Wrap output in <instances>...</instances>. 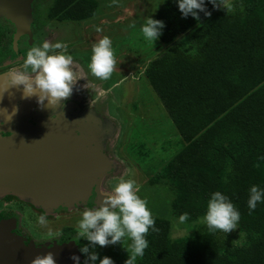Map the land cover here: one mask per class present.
<instances>
[{"label": "trees", "instance_id": "trees-1", "mask_svg": "<svg viewBox=\"0 0 264 264\" xmlns=\"http://www.w3.org/2000/svg\"><path fill=\"white\" fill-rule=\"evenodd\" d=\"M230 2L225 12L219 0L216 7L204 0L196 18L181 16L175 0H163L153 18L164 22L158 39L169 47L144 74L183 141L154 178L174 194L171 214L187 213L184 224L198 223L210 194L220 191L239 210L237 230L230 237L202 223L191 235L172 238L170 220L153 215L155 231L145 235L148 245L136 264H264V199L252 211L246 206L249 187H264V0ZM75 4L77 20L98 7L96 0ZM127 239L101 247L68 236L61 243L88 248L79 264H99L104 256L124 264Z\"/></svg>", "mask_w": 264, "mask_h": 264}, {"label": "rangeland", "instance_id": "rangeland-1", "mask_svg": "<svg viewBox=\"0 0 264 264\" xmlns=\"http://www.w3.org/2000/svg\"><path fill=\"white\" fill-rule=\"evenodd\" d=\"M96 1L98 7L94 15L77 21L74 31L79 37L87 36L88 47L84 56L87 65L90 62L92 46L104 36L110 39L114 68L108 78V84L113 91L118 108V111L112 110V112L121 118L126 132L124 130L120 134L115 132L110 137L111 141L107 143V151H99L105 166L101 178L93 189V197L72 206H55L50 212L61 213L66 221L72 220L79 234L78 220L81 213L86 208L100 207L104 197L118 181L132 179L135 191L146 200L151 216L159 215L170 220L172 238L191 235L197 224L204 223L203 218H200L198 223L196 221L184 224L180 218L174 217L168 206L174 197L173 192L162 182L154 180L159 170L180 151L183 145L172 119L144 74L150 60L169 47L159 39L155 42L144 39L140 31L141 25L149 17H154L163 0ZM98 28L99 31H97ZM114 85L118 86L114 87ZM127 110H129L128 123H132L129 128L125 120ZM133 110L139 114L138 117ZM51 117L53 116L41 112L34 121L38 123ZM23 125L15 127L14 130ZM26 125L30 126V124ZM134 146L141 147L140 155L139 150L133 154L131 148ZM7 200V197L0 195V209L7 206ZM39 227L45 230L55 228V226L45 225ZM237 227L238 224L225 234L232 237ZM128 245L127 239L123 243L121 254H128L126 250Z\"/></svg>", "mask_w": 264, "mask_h": 264}, {"label": "flooded vegetation", "instance_id": "flooded-vegetation-1", "mask_svg": "<svg viewBox=\"0 0 264 264\" xmlns=\"http://www.w3.org/2000/svg\"><path fill=\"white\" fill-rule=\"evenodd\" d=\"M75 3L76 0H32L28 5L29 26L21 30L12 15L14 12L12 1L0 0V119H4L5 110L11 113L13 108L16 109L11 120L0 123V139L18 130H14L15 127L24 124L20 127L24 128L27 126L25 124L37 123L34 120L37 115H41V112L53 116L50 119H66L73 127L75 125V131L78 134L91 135L92 142L89 145L99 151L107 149V143L111 141L110 137L115 132L117 134L118 132L120 134L122 130L126 132L121 118L112 112V110L118 111V108L113 91L108 84L109 79L100 80L94 77L85 63L87 36H77L74 28L77 21L87 18L79 20L75 18ZM44 40L50 43L59 41L66 44L67 54L73 58L71 67L76 79L72 84L71 93L67 99L55 104H50L47 97L38 103L40 95L38 91H34L29 96L25 94L23 85L10 82V75L13 72L24 73L34 78L35 74L23 66V58L31 47L38 46ZM58 51L50 50V52ZM12 89L16 91L14 96L11 93ZM138 115L137 113L136 117ZM128 116L129 110L125 115L129 128L132 123H128ZM93 195L94 190L90 199ZM3 196L8 200L7 206L0 209V222L14 220V226L9 232L21 238L25 244L37 247L51 246L61 243L68 236L74 239L82 236L78 234L76 224L74 225L72 220L66 221L61 213L50 212L52 208L38 206L27 197L13 193L3 194ZM41 214L45 216L44 224H39L36 220V217ZM44 225L55 226V228L45 230L39 227Z\"/></svg>", "mask_w": 264, "mask_h": 264}, {"label": "clouds", "instance_id": "clouds-1", "mask_svg": "<svg viewBox=\"0 0 264 264\" xmlns=\"http://www.w3.org/2000/svg\"><path fill=\"white\" fill-rule=\"evenodd\" d=\"M181 16L191 14L197 17L196 10H204V0H175ZM213 7L217 6V0H209ZM225 12L231 10L230 0H219ZM205 15L209 13L205 12ZM164 22L149 17L141 25L140 31L143 38L155 42L161 35ZM100 29L98 28L97 31ZM50 50H59L50 52ZM73 58L67 54V45L62 42L44 40L38 46L31 47L24 55L23 66L34 73V78L27 74L13 72L10 75L12 84L23 85L26 95H32L34 91L40 93L38 103L47 97L50 104H55L69 97L72 84L76 76L72 69ZM89 72L100 80L110 77L114 68V58L111 41L107 36L100 38L91 49L90 62L87 65ZM118 86V85H114ZM16 109L11 113L5 110L4 119L0 123L11 120ZM264 199V187L253 184L248 189L246 206L249 211L256 208L257 203ZM187 213L180 216L183 221ZM240 218L239 210L232 204L229 198L220 191L212 192L206 205L203 221L208 231L221 230L225 233L236 227ZM39 224L45 223L43 214L36 217ZM79 234L87 240L101 247L107 244H115L122 238L130 239L131 243L126 247L129 255L124 264H136L137 258L144 255V249L148 245L145 235L152 228L155 231L154 220L147 208L146 200L142 199L134 189L132 179H121L111 191L104 197V202L98 208L85 209L78 220ZM82 253H88L87 247H81ZM74 260L77 258L72 257ZM88 259L95 262L97 255L91 253ZM30 264H56L53 255L49 252L35 256ZM99 264H114L111 257L100 258Z\"/></svg>", "mask_w": 264, "mask_h": 264}, {"label": "water", "instance_id": "water-1", "mask_svg": "<svg viewBox=\"0 0 264 264\" xmlns=\"http://www.w3.org/2000/svg\"><path fill=\"white\" fill-rule=\"evenodd\" d=\"M11 1L14 19L21 30L27 29L32 0ZM11 93L14 96L15 89ZM90 137L78 134L66 119L53 118L1 138L0 195L24 196L47 209L85 202L105 166L99 150L90 147ZM12 226V219L0 222V264H30L35 256L49 252L56 264H79L83 259L75 241L43 247L27 245L10 234Z\"/></svg>", "mask_w": 264, "mask_h": 264}, {"label": "crops", "instance_id": "crops-1", "mask_svg": "<svg viewBox=\"0 0 264 264\" xmlns=\"http://www.w3.org/2000/svg\"><path fill=\"white\" fill-rule=\"evenodd\" d=\"M156 58V57H155ZM153 60V59H152ZM152 60H150V61H152Z\"/></svg>", "mask_w": 264, "mask_h": 264}]
</instances>
